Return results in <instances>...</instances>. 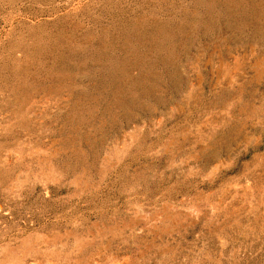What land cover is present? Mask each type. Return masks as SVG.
I'll return each mask as SVG.
<instances>
[{
    "label": "rangeland",
    "instance_id": "374dc122",
    "mask_svg": "<svg viewBox=\"0 0 264 264\" xmlns=\"http://www.w3.org/2000/svg\"><path fill=\"white\" fill-rule=\"evenodd\" d=\"M0 264H264V0H0Z\"/></svg>",
    "mask_w": 264,
    "mask_h": 264
}]
</instances>
